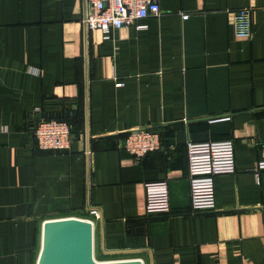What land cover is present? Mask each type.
Masks as SVG:
<instances>
[{"label":"crops","instance_id":"0c3cea01","mask_svg":"<svg viewBox=\"0 0 264 264\" xmlns=\"http://www.w3.org/2000/svg\"><path fill=\"white\" fill-rule=\"evenodd\" d=\"M158 1L146 28L104 37L84 0H0V264H35L42 222L67 216L93 222L98 260L264 264V0ZM35 107L69 119V149L37 148ZM138 127L161 147L134 161L120 145ZM224 139L235 170L215 177L213 210L192 211L186 143ZM158 179L170 211L146 213Z\"/></svg>","mask_w":264,"mask_h":264},{"label":"built area","instance_id":"2783aa9c","mask_svg":"<svg viewBox=\"0 0 264 264\" xmlns=\"http://www.w3.org/2000/svg\"><path fill=\"white\" fill-rule=\"evenodd\" d=\"M83 23L86 29H97L104 37L127 24L138 29L146 28L141 23L149 16H158V0H84ZM188 13H181L182 19ZM234 35L238 38L251 36V11L247 7L237 9L233 15ZM122 85V83H116ZM31 133L40 150L63 151L71 143L69 122L56 117H46L40 107H35L28 115ZM6 127L0 128V134ZM258 166H264V139L261 142ZM134 161H140L150 152L159 150V133L148 127H138L126 132L120 145ZM188 162L189 198L192 211L213 210L215 208L214 179L218 175L233 173L235 170L234 143L230 139L188 141L186 143ZM258 169H254L258 181ZM146 213H168L170 211L169 188L165 179L144 183ZM92 215L98 217L93 211ZM87 219V218H86ZM90 220V219H88Z\"/></svg>","mask_w":264,"mask_h":264},{"label":"water","instance_id":"95a60500","mask_svg":"<svg viewBox=\"0 0 264 264\" xmlns=\"http://www.w3.org/2000/svg\"><path fill=\"white\" fill-rule=\"evenodd\" d=\"M39 241L35 264H143L140 258L96 259L93 222L82 217L45 219Z\"/></svg>","mask_w":264,"mask_h":264},{"label":"trees","instance_id":"16d2710c","mask_svg":"<svg viewBox=\"0 0 264 264\" xmlns=\"http://www.w3.org/2000/svg\"><path fill=\"white\" fill-rule=\"evenodd\" d=\"M43 114V113H42ZM44 115V114H43ZM46 116V115H45ZM46 117H48V116H46ZM56 118H60V119H64V120H66L67 122H69V119L67 118V117H64V116H56ZM38 247V246H37ZM39 249V248H38ZM36 250H37V248H36ZM37 252L38 251H35V253L37 254ZM35 253H34V256H33V258L35 257Z\"/></svg>","mask_w":264,"mask_h":264}]
</instances>
